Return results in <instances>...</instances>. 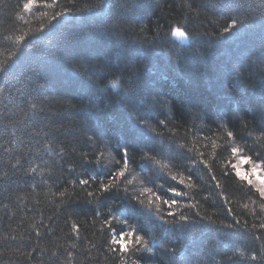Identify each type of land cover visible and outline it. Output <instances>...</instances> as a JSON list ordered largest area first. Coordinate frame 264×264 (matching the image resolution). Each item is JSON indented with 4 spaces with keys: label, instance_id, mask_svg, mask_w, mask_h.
Returning a JSON list of instances; mask_svg holds the SVG:
<instances>
[{
    "label": "trees",
    "instance_id": "1",
    "mask_svg": "<svg viewBox=\"0 0 264 264\" xmlns=\"http://www.w3.org/2000/svg\"><path fill=\"white\" fill-rule=\"evenodd\" d=\"M26 2L0 0V264H264V0Z\"/></svg>",
    "mask_w": 264,
    "mask_h": 264
},
{
    "label": "snow or ice",
    "instance_id": "2",
    "mask_svg": "<svg viewBox=\"0 0 264 264\" xmlns=\"http://www.w3.org/2000/svg\"><path fill=\"white\" fill-rule=\"evenodd\" d=\"M34 3H35V0H27V2L23 4V10H24L25 12L31 11L32 8H33ZM19 18H20L21 20L24 19L23 15H21ZM225 30L227 31V29H225ZM174 34H175V35H178V36H180V37H184V36H185V33L182 32V31H180L179 29H177L176 32H175ZM114 85H116V84L114 83ZM237 151H238V149H235V148L233 149V152H234V153L237 152ZM124 155L127 156V153L125 152ZM122 158H123V157H122ZM262 159H264V157H262ZM242 162H243V161H242ZM249 162H251V161H249ZM127 166H128V165H127V161H125L124 168L126 169ZM255 172H256V167L254 166V167L252 168V173H255ZM124 174H125V173H124L123 170H121V171H119L118 173H116V175H118V176H124ZM236 174H237L238 176H240L241 179H245V178H246L245 175L242 174V173L239 171V169H237ZM173 179H175V178H173ZM81 183H83V184H87L88 181H87V180H82ZM181 183H183V181H181ZM249 183H251V180H249ZM109 187H110V185L105 186V189H104V190L107 191ZM170 191H171L175 196H179V195H181V193L178 192V191H176L175 189H170ZM258 191H260L261 195L264 196V187L258 189ZM157 198L159 199L160 197H157ZM163 203L168 204V206L171 207L172 205H175V204L177 203V201H176L175 199H171V200H167V199H165V200H163ZM168 215L171 216V215H174V214H173L172 212H169ZM182 219H186V217H182ZM73 227H75V225H74ZM129 237H131L132 239H129ZM113 243L119 245L120 249H121L122 251H125V252H126V251L129 250V245H130V244H133V243H135V244H141V243L146 244L147 242L144 241L143 237H137L136 234L133 233V232H126V233L119 234V235H118V238L115 239V240H113ZM253 259H255V257H253Z\"/></svg>",
    "mask_w": 264,
    "mask_h": 264
},
{
    "label": "clouds",
    "instance_id": "3",
    "mask_svg": "<svg viewBox=\"0 0 264 264\" xmlns=\"http://www.w3.org/2000/svg\"><path fill=\"white\" fill-rule=\"evenodd\" d=\"M111 86L115 88L117 85H114V83H113V84H111Z\"/></svg>",
    "mask_w": 264,
    "mask_h": 264
},
{
    "label": "rangeland",
    "instance_id": "4",
    "mask_svg": "<svg viewBox=\"0 0 264 264\" xmlns=\"http://www.w3.org/2000/svg\"><path fill=\"white\" fill-rule=\"evenodd\" d=\"M244 160H245V159H243V160H242V161H243V163H244ZM256 172H257L258 174H260V173L257 171V169H256Z\"/></svg>",
    "mask_w": 264,
    "mask_h": 264
},
{
    "label": "water",
    "instance_id": "5",
    "mask_svg": "<svg viewBox=\"0 0 264 264\" xmlns=\"http://www.w3.org/2000/svg\"><path fill=\"white\" fill-rule=\"evenodd\" d=\"M185 40V39H184Z\"/></svg>",
    "mask_w": 264,
    "mask_h": 264
}]
</instances>
